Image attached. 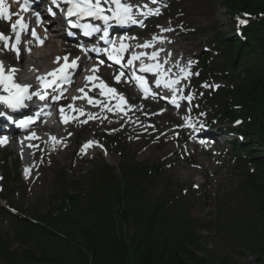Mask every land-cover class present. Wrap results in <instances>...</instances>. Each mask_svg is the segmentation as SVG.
<instances>
[{
    "label": "trees",
    "instance_id": "trees-1",
    "mask_svg": "<svg viewBox=\"0 0 264 264\" xmlns=\"http://www.w3.org/2000/svg\"><path fill=\"white\" fill-rule=\"evenodd\" d=\"M220 1L230 19L240 13L264 15V0ZM244 35L242 42L216 31L214 45L223 51L225 64L211 65L205 60L203 67L221 73L229 82V87L211 98L218 104L217 116L229 122L239 117L251 119L244 135L250 141L258 137L264 142V19L252 23ZM248 147L253 146L235 145L234 151L250 154L260 169L257 177L244 173L241 189L254 197L260 226L247 228L241 222L236 230L242 235L239 249L264 264V154L256 158ZM162 170L160 164L129 162L120 165L116 176L113 168L105 166L91 176L86 192L80 189L75 195L70 194L62 178V186H58L60 207L37 217L36 224L11 220L20 228L17 236L22 243L40 235L58 242L69 255L41 248L40 258H36L32 251L10 252L0 241V256L8 264H212L199 254L203 250L195 235L198 223L189 217L192 207L187 205V197L176 199L164 191L157 202L146 203V195L159 181ZM11 177L18 179L17 174L8 173V183ZM228 219L226 212L219 213L218 223Z\"/></svg>",
    "mask_w": 264,
    "mask_h": 264
},
{
    "label": "rangeland",
    "instance_id": "rangeland-1",
    "mask_svg": "<svg viewBox=\"0 0 264 264\" xmlns=\"http://www.w3.org/2000/svg\"><path fill=\"white\" fill-rule=\"evenodd\" d=\"M187 0H171L170 10L166 12V18L160 21V24L175 27L180 24L182 14L180 10H184L187 13V22L192 25L189 27L195 31L193 36H187L184 31L179 29V32L173 34V41L178 39L179 44L192 54V58L196 55L202 57L204 49L211 46V34H207L210 29H217L227 34L233 28V24L225 16V12L222 7L217 3V0H203L199 9L188 7ZM200 10H204L203 15L200 14ZM194 21H201L199 24ZM177 35V39L176 36ZM217 61L222 62V57ZM193 87H190V91ZM147 107H151L146 104ZM156 107V106H155ZM153 108L155 111L157 108ZM208 115L214 112L213 108H206ZM189 112L185 111L184 116H188ZM160 120L159 123L167 124V120ZM194 122L198 125H202L204 122V116L199 118L198 111L196 110V116ZM202 121V122H201ZM89 122L80 125L79 122L73 124L69 132L64 133V138L71 137L65 144H59L56 141H50L46 138L42 139L43 146L38 149V143H36L35 151L37 154H28V162L30 163L32 170L36 171L35 177L32 181L24 182L21 177V184H14L10 187V193L8 199L10 200V206L15 209L21 210L26 214H46L51 208L59 205L57 189L55 181L60 176L65 175L68 180V188L71 192H75V185L78 187L80 184L84 187L89 184V178L92 174L96 173L98 167L101 164H109L118 167L119 155L116 146L125 150V153L131 160L140 164H155L162 162L165 164V171L162 173L161 179L157 182L155 187L149 191L146 196V203H155L158 201L164 190H169L170 196L181 197V189L178 187L183 186L184 191L187 193L192 191L195 185L199 188L197 195L194 196L193 205L194 209L190 213L191 219L197 220L200 227L196 230V236L200 237L199 244L204 250V253H200L207 262L212 264H256L251 256L244 254L239 250L242 235L236 230L237 224L243 222L245 227H251V225L258 226V215L255 209V199L250 194L241 190L243 188L244 179L242 173L237 169L234 164L233 155H225L222 151H211V156H204L199 151L194 153L185 154L184 152H175L173 150L180 144L181 139L177 140V143L167 145L162 144V141L168 139L162 133L159 135L161 140H148L147 142H141L140 147L133 145L129 138L120 132L123 127H115L111 129H105L104 127L96 126L95 128L86 127ZM183 123L178 127L181 128ZM83 128V129H82ZM244 129L241 128L240 131ZM115 131L121 135L120 142L114 143L113 138L116 135H108L107 133ZM71 133V134H70ZM60 135V133H56ZM98 139L100 144L108 150V153L104 154L101 148H96L91 151L82 152L81 149L84 145L90 141L91 137ZM191 136V135H190ZM125 137V138H124ZM178 138V135H172V138ZM192 137V136H191ZM124 138V139H123ZM60 141V140H59ZM182 143H185L182 142ZM111 144V145H110ZM258 144L257 151H263V147ZM63 146L68 149L63 152L64 159L59 155L56 160L53 158L45 157V152L56 153L63 151ZM173 146V149H171ZM146 147H152L146 149ZM167 148V149H166ZM102 151V152H100ZM10 155L7 166L3 167L2 159L4 156ZM243 169L249 174L253 171V176H257L260 173L257 171L255 165L244 163V159H241ZM24 162L19 161V158L15 155V150L9 148L2 153L0 151V173L3 174L4 169L14 170L16 164H19V168H22ZM39 172L37 173V170ZM118 170L116 171V175ZM189 175L188 178L185 176ZM79 184V185H78ZM177 194V195H176ZM180 194V195H179ZM5 206V203H2ZM1 207V203H0ZM225 211L230 215L237 213L236 217L229 222V226L233 231H225L223 225L219 224L216 217L217 215ZM210 224V225H209ZM201 225H208L210 231L204 230ZM130 232L133 229L130 228ZM10 223L6 219L0 218V237L9 238ZM11 250L15 252H23L24 250L33 251L30 246L21 247L17 242L10 239ZM40 245L46 251L61 252L69 255L67 250L61 248L54 240H48L41 238L38 244L34 246L36 248ZM35 251V250H34ZM35 256L38 258L41 256L39 251H36ZM252 259V260H251ZM0 264H7L0 260Z\"/></svg>",
    "mask_w": 264,
    "mask_h": 264
},
{
    "label": "snow or ice",
    "instance_id": "snow-or-ice-1",
    "mask_svg": "<svg viewBox=\"0 0 264 264\" xmlns=\"http://www.w3.org/2000/svg\"><path fill=\"white\" fill-rule=\"evenodd\" d=\"M12 2L19 4V10L13 12L9 6V0H0V21L8 22L10 25L11 32L13 33L12 36L6 35L3 32H0V53L4 52H11L15 54L16 58H19L21 49L19 47L21 43L22 36L25 34H30L36 40H38L41 44H43V39L37 35L35 29H31L29 33V22L24 15V13L31 12L32 3L34 0H12ZM153 3H156V0H152ZM51 5L55 6L56 9H59L64 16L67 18V23L71 28L82 29L83 34L85 36H91L94 33H103L100 36L101 40H104L105 43L111 44L112 48L109 49H99L93 48L91 51L95 52H107L108 59L114 61L116 65H120L121 68H128L132 71V78L140 82L141 90L144 92H148L149 89L145 87L147 81L143 76L136 75V69L141 73H152L155 79V83L157 88L163 86L166 89H170L173 96L171 103L175 105L177 108L180 105L177 103L176 93H183L184 89L180 88L179 85L181 84V80H186L192 75H199V73H192L189 69L192 65V61H188L187 67L181 68L179 64H176L177 68H180V73L182 75L176 76V78H170L169 74L171 73L170 68L164 67L169 61L167 59H163L160 57L159 53L164 51V49L153 50L150 54L147 52H132L131 58L127 59L126 64H122L123 56L122 53L129 52L132 50L133 45L126 43L127 39H135L134 37H120L119 44L117 46L116 41L109 40V28L112 24L117 25H126L129 23L136 24L140 21L137 19V13L141 16L147 15H158V10L153 12L149 10L148 12L141 11V6H138L136 3H131L129 0H50ZM63 5V7H62ZM114 6V7H113ZM143 7H147L144 5ZM50 15L55 16L56 12L52 10V8L48 9ZM35 15L36 21H40V14L39 13H32ZM247 15V14H246ZM13 16L16 17L15 22H13ZM90 19L92 21H99L102 22L101 24H94V23H81V20ZM238 26L245 25L247 23L246 19L238 18ZM161 32H170L174 31L172 28H161ZM70 35L72 33H69ZM14 39L15 42H12ZM153 41H158L160 44L165 42V38L153 36L150 41H145L143 43H137L134 45L137 49H148L153 47ZM83 51V49H82ZM168 56H171V53H167ZM61 58H57V62H59ZM64 61L63 66L59 67L58 69L49 72L47 75L52 76L53 79L51 81H46L43 77H38L37 79L39 82L45 87H52L54 84L57 83V80H62L68 83H71L69 69H75L78 67L77 61L80 59L79 57L72 59L69 63V58L67 56L62 58ZM139 62L136 65L134 62ZM146 61H151L148 63ZM104 61L101 60L100 64H103ZM111 67V65H109ZM99 69L98 67H94L92 69L93 73L97 72ZM18 69L15 68H7L8 74L6 75V63L5 58H0V84L4 85V90L9 93L8 97L0 96V103L4 104L7 108L16 110L18 108L24 107L25 100H32L34 96H38L40 100H45L47 93L40 94L38 92H32L29 94V88L32 87L30 84H21L18 82H14V77L17 73ZM125 75L124 71H120L118 75L114 76V79L117 83L121 82V77ZM167 77V78H166ZM99 79L98 77L88 76L86 80H93ZM85 87H88L86 84ZM93 87H100L101 88V95H105L104 89H107L109 93H116V89L109 87L103 80H99V84L93 85ZM205 88L211 87V85L205 83L203 85ZM218 87V85L216 86ZM14 90V91H13ZM77 91L84 93L83 97H73V99H84L87 98V102L89 104H99L101 108L108 107L107 104L101 103L100 101H94L92 97H88L87 93H85L84 88H80ZM119 100L124 101L125 97L123 94H120L117 97ZM181 99H185L189 101V103L194 99L193 94H189L187 96H181ZM53 100H60L61 96H53ZM68 109L70 110H77L73 108V105L69 104ZM119 108V105L116 106ZM109 111H113L112 108H108ZM61 111V119L64 123L68 122V118L64 117L63 113L65 111L64 108L60 109ZM83 114V113H81ZM6 113L0 111V116H5ZM203 115V113L201 114ZM89 119H95L96 117L89 113ZM87 121H83L82 123H86ZM31 123V120H22L20 121L21 127L27 128L28 125ZM241 123L237 121V124ZM71 134V133H70ZM30 139L38 138L35 133L31 134ZM53 141H56V137H51ZM4 143L3 140H0V144ZM96 143L94 141H88L87 144L84 145V148L81 149L83 152L84 149ZM34 145H29V147H33ZM102 147V146H101ZM105 154H107L105 152ZM26 174L28 173V169L25 170ZM198 187V186H197Z\"/></svg>",
    "mask_w": 264,
    "mask_h": 264
},
{
    "label": "bare ground",
    "instance_id": "bare-ground-1",
    "mask_svg": "<svg viewBox=\"0 0 264 264\" xmlns=\"http://www.w3.org/2000/svg\"><path fill=\"white\" fill-rule=\"evenodd\" d=\"M203 0H187V5L188 7L191 8H195V9H199V6L201 5ZM204 10H200V14L203 15ZM201 21H194V23H200ZM165 33V32H164ZM163 33V35H161L163 38H165V42L163 44H160L158 41H154L156 42V46L154 48H148V49H135L133 52L139 53V52H147V53H151L154 49L155 50H159V49H164V51H161L159 53L160 57L163 59H167L170 60L171 58H178L180 59V62H183L186 60V58H182L181 56H185L189 53V51L184 48V47H179V49H175L172 48V44L169 41V39L165 36V34ZM9 36H12L9 35ZM58 36V35H57ZM167 53H171V56H168ZM179 55V56H176ZM66 56L65 50L62 47H59V45L57 44V41L49 39L46 41L45 46L42 49H38V48H32V54L30 56H27L26 58V62L23 65L17 64L16 61L13 59V56L11 54H6L5 52L3 53V57L0 58H5V63H6V72L5 74L7 75V68H10L11 65H13L14 67H16L18 69L14 80L15 81H20L22 80L24 83L30 84L32 85V87H30L32 90H35L37 87V83H38V77H49V75H47L49 72H52L53 70L57 69L58 66L63 62V57ZM57 58H61L59 60V62H57ZM80 82L78 83V85L80 86V88H84L85 89V93L88 92V88L85 87V85L87 84L86 81L81 78L79 80ZM76 83V84H77ZM76 84L71 87V89L69 90V92H72V90L76 89ZM90 95H95L97 94V96L99 97L101 94L100 92H94V93H89ZM82 95H84V93L78 94L76 97H81ZM107 101L105 104L108 105V107L105 108H99L98 110H91V109H87L85 108V111H89V113L95 115L97 112H99V115L104 114V115H108L107 118L104 117H100L102 123L104 124H110L113 125V116H111V114L116 115L114 113V111H109L108 108L111 107V97L107 96ZM73 108L77 109L79 108V104L78 102H74L72 103ZM112 109H114L112 107ZM77 113V110H68L67 115L69 116L70 119H72V117L74 116V114ZM145 115H149L148 117H146ZM128 121L125 123V127H124V131H126L127 133L131 134L130 137V142L133 145H136V147H140V140H142L145 137H154L156 136L158 133H160L159 130L162 131H166L167 130V126L164 124H158V118L156 116H151L149 111L146 108H139L138 110H134L131 111V113L128 115ZM136 122H140L139 126H135ZM152 125V126H151ZM5 126H8L5 125ZM16 127V126H15ZM190 127V126H189ZM8 130H12V128L8 127ZM46 134L47 137H49V134L44 132ZM36 136L38 138H40V134L37 133ZM41 139V138H40ZM31 140H24L21 141L20 143H16L15 146V150L19 151L22 149L27 150L28 148V143ZM175 143V141H171L170 139L167 140V144L170 143ZM173 147V146H172ZM146 149H150L147 148ZM184 149L183 147H176L173 151L174 152H181V150ZM62 154H56V155H51L49 154V156L51 158H53L54 160H56V158ZM62 159L65 158L64 155L61 156ZM186 178L189 177V175L185 176Z\"/></svg>",
    "mask_w": 264,
    "mask_h": 264
}]
</instances>
